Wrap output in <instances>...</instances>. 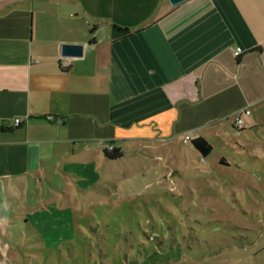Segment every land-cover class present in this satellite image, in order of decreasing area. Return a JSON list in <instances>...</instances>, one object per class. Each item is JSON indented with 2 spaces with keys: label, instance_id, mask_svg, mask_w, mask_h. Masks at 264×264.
<instances>
[{
  "label": "crops",
  "instance_id": "obj_1",
  "mask_svg": "<svg viewBox=\"0 0 264 264\" xmlns=\"http://www.w3.org/2000/svg\"><path fill=\"white\" fill-rule=\"evenodd\" d=\"M240 109L264 124V0H0V231L29 178L87 177L107 141L177 157Z\"/></svg>",
  "mask_w": 264,
  "mask_h": 264
},
{
  "label": "rangeland",
  "instance_id": "obj_2",
  "mask_svg": "<svg viewBox=\"0 0 264 264\" xmlns=\"http://www.w3.org/2000/svg\"><path fill=\"white\" fill-rule=\"evenodd\" d=\"M209 142L29 178L0 264H264V124L223 122Z\"/></svg>",
  "mask_w": 264,
  "mask_h": 264
},
{
  "label": "trees",
  "instance_id": "obj_3",
  "mask_svg": "<svg viewBox=\"0 0 264 264\" xmlns=\"http://www.w3.org/2000/svg\"><path fill=\"white\" fill-rule=\"evenodd\" d=\"M92 31V30H91ZM90 42H92V39H90ZM5 131L4 127L0 126V132ZM191 145L199 151V154L201 156H206L208 153L212 150V145L210 142L206 140L203 136H196L194 138H191L190 140ZM104 155L112 160H115L121 156V149L118 147H115L112 150L103 149Z\"/></svg>",
  "mask_w": 264,
  "mask_h": 264
},
{
  "label": "built area",
  "instance_id": "obj_4",
  "mask_svg": "<svg viewBox=\"0 0 264 264\" xmlns=\"http://www.w3.org/2000/svg\"><path fill=\"white\" fill-rule=\"evenodd\" d=\"M249 112V110L247 109V110H244V109H240L239 111H237L236 112V117H235V120H234V126L236 127V128H241L242 126H244L243 125V119H242V117H241V113H248ZM56 121L57 122H61L62 121V119H56ZM12 122H13V124L14 125H20L21 124V119H20V117H16V118H14L13 120H12ZM191 137H190V134H186L185 135V138H183L184 139V141L185 142H187L189 139H190ZM104 148L105 149H108V150H112V149H114L115 148V145L113 144V142L112 141H107L105 144H104Z\"/></svg>",
  "mask_w": 264,
  "mask_h": 264
},
{
  "label": "water",
  "instance_id": "obj_5",
  "mask_svg": "<svg viewBox=\"0 0 264 264\" xmlns=\"http://www.w3.org/2000/svg\"><path fill=\"white\" fill-rule=\"evenodd\" d=\"M183 0H169L171 4H177ZM84 48V45L81 43H62L60 50L61 54L64 56H79L82 54V49Z\"/></svg>",
  "mask_w": 264,
  "mask_h": 264
}]
</instances>
